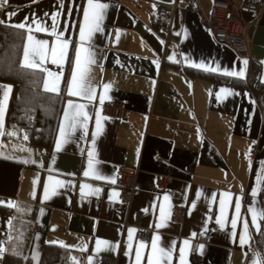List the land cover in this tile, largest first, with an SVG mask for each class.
Wrapping results in <instances>:
<instances>
[{"label":"crops","instance_id":"0c3cea01","mask_svg":"<svg viewBox=\"0 0 264 264\" xmlns=\"http://www.w3.org/2000/svg\"><path fill=\"white\" fill-rule=\"evenodd\" d=\"M171 1L94 0L107 8L102 10L103 30L83 43L96 61L90 66L96 93L90 101L68 95L87 0H0V85L12 86L0 136V247L6 249L16 217L29 221L25 252L32 264H38L46 243L67 248L73 264V258L76 264H89V257L94 258L93 264H101L102 255L115 257L116 264H136V249L144 244L141 264H148L157 236L158 247L172 250L170 264H180L181 248L185 264H243L245 260L262 264L254 240L261 219L259 228L254 227L249 208L264 210L260 195L264 189V105L247 74L251 62L258 64L264 85V11L259 16L242 14L247 51L240 54L218 42L196 12L183 11L186 0H176L166 35L156 6ZM197 1L208 15L212 0ZM231 2L238 6L242 0ZM57 11L61 13L57 30L69 46L59 65L50 61L44 65L61 74L59 92L52 93L44 90L45 72L21 66L27 31L14 25L41 20L50 29V15ZM33 34L48 40L50 47L58 43L47 33ZM189 70L209 73L212 78ZM241 70L242 77L226 74ZM101 96L103 102L122 101L128 116L104 115ZM13 98L22 111H32L26 119L33 122L41 115L42 125L50 119L44 130L36 127L37 133L48 135H44L45 143L25 140L26 126L18 127L7 118ZM69 100L85 104L89 119L84 122L81 117L75 129L61 137L60 127L68 123L64 112ZM12 132L16 135L8 134ZM118 167L136 170L133 195L120 209L115 208L119 187L113 183ZM85 171L90 174L85 176ZM162 176L170 180L160 186ZM57 180L62 187L56 185ZM46 185L48 199L44 198ZM247 195L253 197L251 202H246ZM221 200L225 201L223 211ZM237 200L241 208L233 227ZM9 201L19 208L7 206ZM178 204L185 205L186 213L177 223L171 216ZM138 211L141 224L150 230L148 241L137 236ZM245 220L249 227L242 246ZM129 230H134L131 240ZM199 234H208L210 241L199 240ZM97 240L106 244L98 249ZM37 254L38 261L33 259Z\"/></svg>","mask_w":264,"mask_h":264},{"label":"snow or ice","instance_id":"6c2138e0","mask_svg":"<svg viewBox=\"0 0 264 264\" xmlns=\"http://www.w3.org/2000/svg\"><path fill=\"white\" fill-rule=\"evenodd\" d=\"M6 3V0H3ZM63 5H61L62 7ZM107 5L103 3H94V0H87V6L83 9V23L80 25L79 28V36L81 41V46L75 50V60H74V68L71 74V80L68 88V95L73 97H83L87 100L95 99L96 93L95 89L91 83L90 71L91 65L95 64L94 54L91 52L89 48L83 46V43L86 38L90 39L94 33L101 32L103 29L101 27V21L103 20V9H106ZM14 14V13H13ZM47 15V14H46ZM61 15L59 11L52 13L50 15L51 19V27L47 25L46 21L41 20H33L31 23H19L15 24L14 27L21 30L27 31V42L24 44L23 47V59L21 62V66L24 68L32 69L35 71L45 72L47 74V78L43 81L44 90L47 92L58 93L59 92V84L58 81L60 80V73H53L49 69L45 68L44 65L50 61V63L59 65L62 60L66 57L67 49L69 46V41L67 39H61L63 36L62 31H58V17ZM2 23V22H0ZM33 25L35 27H33ZM34 32L36 33H47L49 36H54L57 38L58 43L53 44L51 47L49 46V41L44 39H38L34 36ZM171 59V57H170ZM244 64H247V61H244ZM202 67V65H200ZM209 71H217L215 68H208ZM228 75L233 76H243L244 71L241 70L240 72H229L226 73ZM11 85H0V90H2V98H0V136L4 135V115L6 112L7 101L9 99V94L11 92ZM109 86L105 85V89ZM227 91V90H222ZM104 97H100V103H103ZM86 105L80 103H73V101L69 100L67 104V108L64 112V120L68 123L62 124L60 127V136L66 137L67 130L75 129L76 123L80 121V118H83V121L86 122L89 117L86 111ZM96 126L97 130L100 129V118L97 114L96 118ZM9 135H16L15 132L8 133ZM24 139L27 140V136H24ZM61 147V140H57L56 148L59 149ZM92 156V153L89 152V157ZM88 167L90 170L93 169V162L91 158L88 161ZM90 173L89 171H85L84 175L88 176ZM101 178V177H97ZM51 179V177L49 178ZM115 181H113L114 183ZM56 185L62 187L63 183L59 180L56 181ZM87 187V185L82 186L81 191L83 192V188ZM96 191H99L97 189ZM114 195H116L114 193ZM252 195H257L255 189H253ZM45 199H48V188L47 185L45 186ZM168 197H165L167 200ZM7 206L19 208V206L15 202H6ZM221 208L223 211V206L225 204L224 200L220 201ZM240 202L237 200L235 203V210L237 213V217L232 219L233 227L237 224V219L239 218L240 213ZM163 215V209L161 210ZM249 212L253 213V226L259 228V220L264 219V210L256 211L252 207L249 208ZM11 225V219L8 221ZM220 223V221H217ZM243 226L245 229V233L240 237V243L243 246L245 243V236L247 235L248 231V221L245 220L243 222ZM134 230H129V239H132V232ZM160 238L157 236L153 239L151 244V256L148 257V264H170L172 258V250L168 249L165 250L162 247H158L157 241ZM106 242H102L100 240L96 241L97 247ZM185 246L189 244V241H184ZM145 245L141 244L139 248L136 249V264H141V254L140 248H144ZM82 251L85 249H81ZM184 248L180 249V264H185L184 261ZM5 249L0 247V255H3ZM33 259L38 261V254L33 256ZM93 257H89V264H93ZM74 264L75 258H73Z\"/></svg>","mask_w":264,"mask_h":264},{"label":"built area","instance_id":"2783aa9c","mask_svg":"<svg viewBox=\"0 0 264 264\" xmlns=\"http://www.w3.org/2000/svg\"><path fill=\"white\" fill-rule=\"evenodd\" d=\"M185 10H192L198 14L199 21L204 24L213 34V37L220 43L230 46L237 53L245 54L247 51L245 39V24L242 14L249 13L252 16H259L264 11V0H242L236 6L231 0H212L211 9L208 15H204L200 10L197 0H186ZM176 0L171 2H159L156 6V15L161 28L166 35L170 33L171 23L176 11ZM102 113L115 118H126L128 110L124 103L118 99H109L102 104ZM258 147H253L256 152ZM168 177L162 176L159 185L163 186ZM115 184L119 187L120 200L115 202V208H122L130 202L136 184V170L118 167L114 177ZM260 195L264 198V189L260 190ZM253 197L247 195L246 202H251ZM186 213L184 204H178L173 208L171 219L173 222L183 221ZM142 213L138 211L136 219L137 236L140 240L148 241L151 233L148 228L140 222ZM44 229V227H43ZM198 239L209 242L208 234H199ZM196 256V255H195ZM101 264H116V258L107 255L100 257Z\"/></svg>","mask_w":264,"mask_h":264},{"label":"trees","instance_id":"16d2710c","mask_svg":"<svg viewBox=\"0 0 264 264\" xmlns=\"http://www.w3.org/2000/svg\"><path fill=\"white\" fill-rule=\"evenodd\" d=\"M259 65L251 62L249 65V71L247 74V81L249 85L258 92L259 102L264 105V85L259 79ZM193 74L207 75L212 78L209 73H199L197 71L189 70ZM238 83L240 81H237ZM25 115H24V113ZM32 111L24 110L22 111V106L18 100L13 98L11 108L9 109L8 119L12 122L14 121L18 127L26 126L27 138L34 143H45V133L39 131L36 132V127H41L40 129H45V124H50V119L45 121L42 125V116L38 117V122L26 119L30 117L29 113ZM36 119V118H35ZM32 122V123H31ZM45 135V136H44ZM9 212V211H8ZM29 221L27 220H17L13 217V223L10 231V236L7 242L5 252L2 257L1 264H32L30 258L26 255L25 247L27 244V233L29 231ZM255 244L259 250L262 264H264V219H261L260 228L254 235ZM38 264H73L71 261L69 250L62 245L55 243H46L43 247ZM243 264H246V260Z\"/></svg>","mask_w":264,"mask_h":264}]
</instances>
